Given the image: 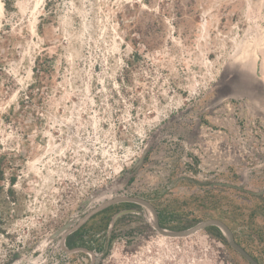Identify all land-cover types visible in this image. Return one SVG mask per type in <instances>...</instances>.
Here are the masks:
<instances>
[{
	"label": "rangeland",
	"instance_id": "rangeland-1",
	"mask_svg": "<svg viewBox=\"0 0 264 264\" xmlns=\"http://www.w3.org/2000/svg\"><path fill=\"white\" fill-rule=\"evenodd\" d=\"M243 75L242 79L238 77ZM223 220L264 264V0H0V264H91L119 196ZM95 264H251L131 201Z\"/></svg>",
	"mask_w": 264,
	"mask_h": 264
},
{
	"label": "water",
	"instance_id": "water-1",
	"mask_svg": "<svg viewBox=\"0 0 264 264\" xmlns=\"http://www.w3.org/2000/svg\"><path fill=\"white\" fill-rule=\"evenodd\" d=\"M242 77H243V75H240L238 77V80L242 79ZM122 201H131V202H135L138 204H143L147 208H149L153 214L154 227L156 229V232L159 233L160 235H163L166 237H187V236H190V235L198 232L199 230L206 229L208 226L217 225V226L221 227L226 232V234L229 238L230 244L232 245V247L234 249H236L241 255H243L251 264H261L252 254H250L244 247H242L236 241L232 229L223 220L217 219V218H210V219L204 220V221H202V222H200V223H198L192 227H189V228H186L183 230L166 229L162 226V224L160 222V218H159L157 208L154 206V204L150 200L142 198V197L130 196V195H119V196L110 198V199L104 201L103 203L99 204L98 206L94 207L87 215H85L81 219V221L79 223H77L73 227L67 229L68 226L70 225V223L63 226L60 230L57 231V234L64 231V233L62 234L61 240H60L61 247L68 252H74V251H79V250L88 252L92 256L93 261L91 264H95L96 252L94 250L89 249L85 246L70 248L66 244V236L71 231H74L75 229L80 227L82 224H84L86 221H88L93 215H95L99 211H101V210H103V209H105V208H107V207H109L115 203L122 202Z\"/></svg>",
	"mask_w": 264,
	"mask_h": 264
},
{
	"label": "flooded vegetation",
	"instance_id": "flooded-vegetation-1",
	"mask_svg": "<svg viewBox=\"0 0 264 264\" xmlns=\"http://www.w3.org/2000/svg\"><path fill=\"white\" fill-rule=\"evenodd\" d=\"M99 212H100V211H99ZM96 214H97V213H96ZM96 214H95V215H96ZM93 216H94V215H93ZM93 216H92V217H93ZM92 217H91V218H92ZM91 218H90V219H91ZM86 222H87V221H86ZM86 222H85V223H86ZM85 223H84V224H85ZM84 224H82L80 227H78V228L75 229L74 231H71V232L66 236V244H67V242H69V244H70L69 247H72V246H73V245L71 244V238H72V236H73V235H74L79 229H81L82 226H83Z\"/></svg>",
	"mask_w": 264,
	"mask_h": 264
},
{
	"label": "trees",
	"instance_id": "trees-1",
	"mask_svg": "<svg viewBox=\"0 0 264 264\" xmlns=\"http://www.w3.org/2000/svg\"><path fill=\"white\" fill-rule=\"evenodd\" d=\"M6 3H8V0H6ZM67 245L70 246L69 242H67Z\"/></svg>",
	"mask_w": 264,
	"mask_h": 264
}]
</instances>
